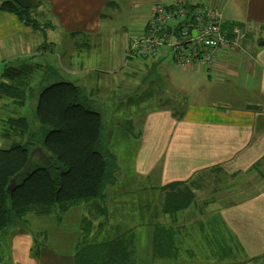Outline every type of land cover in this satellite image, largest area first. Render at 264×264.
<instances>
[{
  "label": "crops",
  "instance_id": "0c3cea01",
  "mask_svg": "<svg viewBox=\"0 0 264 264\" xmlns=\"http://www.w3.org/2000/svg\"><path fill=\"white\" fill-rule=\"evenodd\" d=\"M122 1L35 0L38 6L33 9V13L44 19L39 22L33 18L39 24L50 25L43 32L33 30L14 15L0 10V67L40 65L34 58L46 55H48L46 60L51 63L53 55L57 54V48L64 47L67 51L63 45L66 40L73 41L72 48L76 51L81 46L91 51L87 49L88 42L98 41L100 35H103L105 30L103 21L107 10L121 8ZM137 1L145 6L148 12L144 17L146 20L135 33L143 31L157 2L172 4L180 1L192 5L209 0ZM213 1L222 7V2L226 5L229 0ZM234 2L242 15V20L229 23L246 26L248 32L242 43L244 52H223L218 61L219 66L205 73L237 80V71L242 67L246 75L253 78L258 85L257 100L246 105H254L260 109L252 111L244 106L219 112L199 108L193 111L202 118L193 119L183 115L178 120L172 119L171 112L166 110L169 114L163 112L162 114L169 119L143 127L140 150L145 154L137 160L138 172L142 176L150 175L155 178V184L152 187L154 194L139 197L138 229L146 237L147 247L151 245L152 226L159 225L170 229L167 240L171 243L170 248H176V256L152 260L149 247L145 254L148 257L145 264H226L227 257L231 254L228 252L231 246L234 248L235 256L228 260V264H241L244 256L260 253L264 255V184L259 183L258 176L252 171V167L264 156V0ZM53 31L62 34L63 44L53 39ZM111 32H114V28H111ZM39 34L43 35L44 40L39 39ZM112 42L114 44L111 46ZM126 42L125 39L119 41L113 38L102 50V62H105V66L111 65L113 75L118 63L121 67L131 64L137 70L140 69V65L146 63L160 68L171 67L169 59L164 61V58L140 64L134 62V59L126 61L124 53ZM44 63L45 66H40L46 70L51 69L47 61ZM15 109L11 103L0 101V118L7 115L8 110L12 112ZM109 134L107 133V137ZM146 160L148 163H145ZM162 160L163 163H160ZM244 175L246 181L258 179V182L254 187L246 183L226 182L228 178ZM249 175L250 177H247ZM221 176L222 180L218 179ZM174 182L186 185L179 186L176 190L189 187L194 194V201L176 214H163L166 195L163 188ZM110 190L104 201L83 206L87 212L99 215L94 218L96 220L91 219L92 225L100 222L117 225L123 222L115 218L114 209L126 207L119 202L124 196L120 197L121 190L115 187ZM255 191H258L257 195L253 194ZM102 207H106L107 214L114 218L113 221L107 220L108 217L105 219ZM73 208L59 217L28 216L27 228L11 231L10 235L0 239L2 256L0 264H74V251L84 216H81L79 209ZM67 222L72 224L70 233L59 229L62 223ZM31 229L36 232H32ZM38 232L44 233L46 237L44 244L36 249L34 234H39ZM123 232L121 231V234Z\"/></svg>",
  "mask_w": 264,
  "mask_h": 264
},
{
  "label": "trees",
  "instance_id": "16d2710c",
  "mask_svg": "<svg viewBox=\"0 0 264 264\" xmlns=\"http://www.w3.org/2000/svg\"><path fill=\"white\" fill-rule=\"evenodd\" d=\"M31 3V8L24 9L12 0H3L0 10L14 15L33 30L43 32L50 25L39 24L33 18L31 11L38 3L34 0ZM236 25L224 23L222 29L229 31ZM41 68L30 64L5 65L0 73V101L16 107L12 112L8 110L12 114L0 118V137L15 139L8 149H0V239L27 228L28 216L61 215L75 206L104 201L106 186L113 182L115 162L112 155L106 151V158L104 153L102 117L90 108L88 99L74 84L56 83L40 92L34 110L39 124L36 132H31L25 117L10 116L18 113L33 96L32 79ZM36 148L45 155L44 164H36L30 157V152ZM252 171L264 184V156ZM14 177L15 186L8 191ZM179 186L186 185L174 182L163 188L166 192L163 214H176L194 201L192 190L189 187L176 190ZM102 211L107 218V211ZM93 215L88 211L81 220L74 264H136V234L132 232L140 224L120 226L126 233L110 237L105 233L109 226L102 222L91 224ZM169 236L170 229L152 226L148 246L152 260L176 256V248L169 246ZM1 258L0 255V262Z\"/></svg>",
  "mask_w": 264,
  "mask_h": 264
},
{
  "label": "rangeland",
  "instance_id": "374dc122",
  "mask_svg": "<svg viewBox=\"0 0 264 264\" xmlns=\"http://www.w3.org/2000/svg\"><path fill=\"white\" fill-rule=\"evenodd\" d=\"M0 1L2 2L3 0ZM121 5V8L116 10H107L105 21H103L105 26L103 35H100L98 41L88 42L87 49L91 51H87L82 46L76 51L75 48H72L73 41L69 42V40H66L63 44L64 38L62 34L59 31H53V39L61 41L67 51H65L64 47L57 48V54L53 55L54 59H52L51 63L46 60L48 55L34 58L38 61V64L43 66H45L44 61H47L51 69L41 68L40 71L36 72L31 83L33 96L18 113L10 115L16 118L25 117L29 122L31 132H36L39 124L35 118L34 110L40 92L56 83H71L80 88L81 93L88 99L90 108L102 117L106 158L107 153L114 157L113 182L107 184L105 198L110 194V189L115 187V189L121 190L119 193L120 197L121 195L124 196L119 202L126 205L122 209H114L115 218L123 221L122 223L117 225L104 224L111 227H107L108 231L105 230V233L110 237H116L121 234L120 226H123L124 223L127 225L129 223H137L140 212L139 197L145 194H154L152 187L155 184V178L150 175L149 177L142 176L138 172L139 164L137 160L145 154L140 150L142 145L140 140L141 131L145 125L169 119L162 112L169 114L170 111L171 118L174 120H178L183 115L195 119L202 118L201 115L195 114L193 111L199 108L224 112L233 108L246 107L247 103L257 100L256 92L258 91L256 90L258 85L255 80L247 76L242 67L237 71V80L206 75L205 71L177 70L167 66L160 68L159 66H149L147 63L140 65L138 70L131 64L121 67L118 63L113 75L111 65L105 66V62H102V50L106 48L107 44L111 43L113 38L119 41L125 39L126 41L128 37L135 34L137 29L141 28L144 20H146L144 17L147 16L148 12L146 7L140 5L137 0H123ZM220 8L223 25L225 21L229 23L242 20V15L234 0H229L226 5L222 2V7L220 6ZM33 12L34 10L31 11L33 17L42 22L44 18L35 15ZM238 25L241 24L238 23ZM111 28H114V32H111ZM38 37L40 40L43 39L41 34ZM113 44L112 42L111 46ZM58 59L59 61H56ZM134 62L144 63V61L139 59H134ZM7 113L12 114L10 111H7ZM107 133H110V138L107 137ZM14 140L0 137V149H8ZM30 153H33V151ZM32 157L34 163L44 164L37 152ZM145 163H148V161L146 160ZM160 163H163V160ZM247 177H250V175ZM222 178V176L218 177L221 180ZM245 179L247 178L244 175L238 178H228L226 182L246 183L252 187L258 182V179L248 181ZM156 180V184H158V176ZM260 180L259 177V183L261 184ZM253 194L257 195L258 191ZM73 209H79L82 217L87 216V211L83 208V205L75 206ZM102 210H106V207H102ZM93 213L94 215L91 216V219L96 220L94 218L99 215L95 212ZM61 215L53 214L50 217H59ZM102 216L100 215V217ZM110 216L107 215L108 219H105L113 221L114 218L112 216L110 218ZM59 229L70 233L72 224L71 222L62 223ZM136 229L132 232L136 234L134 257L136 264H145V261L148 260L145 254H147L146 250L149 247H147L146 237L143 232L139 231L137 227ZM11 231L9 230L8 232L11 233ZM31 231L36 232L33 229ZM124 232L126 233V231ZM38 233L34 234L36 249H39L44 244L46 237L44 233ZM233 251L234 248L231 246L228 249L231 254L227 257V262L231 257L235 256ZM244 261L245 263H243ZM227 262L226 264H228ZM241 264H264V255L260 253L244 256Z\"/></svg>",
  "mask_w": 264,
  "mask_h": 264
},
{
  "label": "built area",
  "instance_id": "2783aa9c",
  "mask_svg": "<svg viewBox=\"0 0 264 264\" xmlns=\"http://www.w3.org/2000/svg\"><path fill=\"white\" fill-rule=\"evenodd\" d=\"M221 8L213 0L185 5L157 2L141 33L127 38L126 61L169 59L177 70L211 71L223 52H244L245 25L223 31Z\"/></svg>",
  "mask_w": 264,
  "mask_h": 264
},
{
  "label": "water",
  "instance_id": "95a60500",
  "mask_svg": "<svg viewBox=\"0 0 264 264\" xmlns=\"http://www.w3.org/2000/svg\"><path fill=\"white\" fill-rule=\"evenodd\" d=\"M12 1L15 2L19 7L24 8V9H28L32 7L31 0H12ZM246 108L252 111L260 109L259 107H256L254 105H248ZM35 152L39 154V158H41V160H44L46 158L45 155L41 152L40 148L34 149L33 153H30V157H32ZM15 179L16 177L10 180L9 185L7 187L8 191L11 190L15 186Z\"/></svg>",
  "mask_w": 264,
  "mask_h": 264
}]
</instances>
